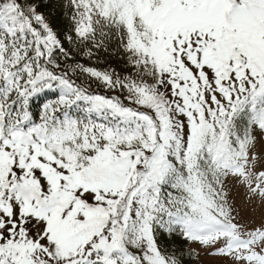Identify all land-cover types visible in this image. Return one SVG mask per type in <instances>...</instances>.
Masks as SVG:
<instances>
[{
  "label": "snow or ice",
  "instance_id": "6c2138e0",
  "mask_svg": "<svg viewBox=\"0 0 264 264\" xmlns=\"http://www.w3.org/2000/svg\"><path fill=\"white\" fill-rule=\"evenodd\" d=\"M257 133L264 0H0V264H264L216 187Z\"/></svg>",
  "mask_w": 264,
  "mask_h": 264
},
{
  "label": "rangeland",
  "instance_id": "374dc122",
  "mask_svg": "<svg viewBox=\"0 0 264 264\" xmlns=\"http://www.w3.org/2000/svg\"><path fill=\"white\" fill-rule=\"evenodd\" d=\"M255 154V159H253ZM264 169V135L257 133L255 143L248 146V161L242 162V168L233 174L232 170L221 171L217 190L221 196L217 203L223 201L228 219L239 224L240 231L256 227L264 228V177L257 173ZM257 184L259 190H255ZM214 244L202 246L190 242L188 249H194L197 259L194 264H244L243 261L213 255Z\"/></svg>",
  "mask_w": 264,
  "mask_h": 264
},
{
  "label": "trees",
  "instance_id": "16d2710c",
  "mask_svg": "<svg viewBox=\"0 0 264 264\" xmlns=\"http://www.w3.org/2000/svg\"><path fill=\"white\" fill-rule=\"evenodd\" d=\"M100 54L102 55V51H101ZM219 180H220V178H219ZM188 247H189L188 242H185V244L183 245V249H184L185 253H187L189 251ZM185 259L187 260V264H194L195 263V259H196V255L192 256L191 258L185 256Z\"/></svg>",
  "mask_w": 264,
  "mask_h": 264
}]
</instances>
